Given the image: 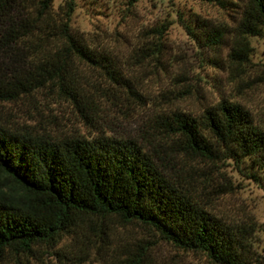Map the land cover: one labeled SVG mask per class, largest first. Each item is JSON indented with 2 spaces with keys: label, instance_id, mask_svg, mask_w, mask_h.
Returning <instances> with one entry per match:
<instances>
[{
  "label": "trees",
  "instance_id": "16d2710c",
  "mask_svg": "<svg viewBox=\"0 0 264 264\" xmlns=\"http://www.w3.org/2000/svg\"><path fill=\"white\" fill-rule=\"evenodd\" d=\"M0 0V104L33 97L49 84L72 100L84 96L64 71L81 62L103 69L141 98L109 50L98 49L71 24L75 0ZM239 9L228 57L243 65L249 38L264 33V0H200ZM194 41L218 49L228 28L197 15L183 19ZM152 34H161L154 27ZM159 133L192 159L213 168L233 163L264 189V127L244 106L221 100L199 115L169 110L154 120ZM156 151L132 137L100 132L52 136L0 120V262L38 244L55 245L85 221L116 218L155 239L203 256L208 264H264L256 223H230L208 210L196 190ZM144 241V240H143ZM143 248V247H141ZM147 249L112 264H146Z\"/></svg>",
  "mask_w": 264,
  "mask_h": 264
},
{
  "label": "rangeland",
  "instance_id": "374dc122",
  "mask_svg": "<svg viewBox=\"0 0 264 264\" xmlns=\"http://www.w3.org/2000/svg\"><path fill=\"white\" fill-rule=\"evenodd\" d=\"M62 1L56 0L54 7ZM75 4L73 29L94 47L109 50L142 97L103 69L76 62L64 73L84 96L81 102L49 84L33 97L0 104V120L56 137L89 138L102 131L136 138L174 168L208 210L230 223L254 222L264 228L262 187L238 172L232 162L213 168L192 159L152 127L157 116L169 110L199 115L221 100L241 104L264 127V33L249 38L253 53L241 66L228 57L235 36L232 30L240 17L236 7L221 8L200 0H75ZM195 15L228 28L226 44L211 49L194 41L183 19ZM154 27L162 33L149 32ZM255 238L261 251L264 230ZM155 239L144 227L123 225L116 218L85 221L59 243L10 253L0 264H112L143 248L151 254L146 264H208L203 256L163 241L152 245Z\"/></svg>",
  "mask_w": 264,
  "mask_h": 264
}]
</instances>
